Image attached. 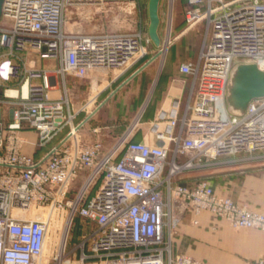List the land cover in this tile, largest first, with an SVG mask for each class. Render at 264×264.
I'll use <instances>...</instances> for the list:
<instances>
[{
	"label": "built area",
	"instance_id": "2783aa9c",
	"mask_svg": "<svg viewBox=\"0 0 264 264\" xmlns=\"http://www.w3.org/2000/svg\"><path fill=\"white\" fill-rule=\"evenodd\" d=\"M135 1L2 0L0 85H15L4 87L0 99L9 105L11 118L5 127L0 122V264H45L49 259L67 264L74 261L69 255L75 249L79 264H204L186 253L172 254L184 213L192 224L207 212L232 228L264 232V212L215 193L206 180L182 183L178 176L217 163L264 160V96L251 99L241 114L230 111L226 101L235 62L264 63V0H185L184 29L205 23L207 32L197 63L179 66L192 77L184 114L178 117V102L161 111L156 121L166 125H153L156 142L131 140L137 123L109 147L101 139L76 135L75 140L78 126L71 124L78 111L66 77L84 78L96 68L121 72L147 51L140 31L66 32L64 16L73 6L100 9ZM40 61L56 65L45 68ZM22 125L36 132L40 145L68 131L41 161L22 151ZM46 208L64 217L63 244L48 259L49 221L26 217L30 209ZM76 217L95 227L83 231L68 250Z\"/></svg>",
	"mask_w": 264,
	"mask_h": 264
},
{
	"label": "rangeland",
	"instance_id": "374dc122",
	"mask_svg": "<svg viewBox=\"0 0 264 264\" xmlns=\"http://www.w3.org/2000/svg\"><path fill=\"white\" fill-rule=\"evenodd\" d=\"M148 3L149 0H136L133 5H109L100 9H98L97 6H73L68 9L64 16L63 30L66 32L97 33L102 31H140L144 37V45L147 51L142 59L122 72L116 82H110L108 84L111 77L116 76L118 71L106 68L93 69L84 78H78L71 75L66 77V90L69 99L74 105L75 110L78 111L73 119L71 127L76 125L79 126L75 131V136L80 135L82 140L101 139L104 145L110 146L129 127L137 123L136 128L132 132L133 135L138 127H140V123L148 120L146 119L147 110L149 111L155 97L159 95L160 89L165 86L169 74L176 72L173 70V67L168 66V58L167 56L164 58V56L167 52L168 54L171 52L169 46L174 37L175 19L178 15L182 14L184 0L158 1L157 14L159 23L156 29L157 39H153L149 34L150 20ZM2 22L8 23L7 20ZM200 30L204 42L207 28L206 26H200ZM181 49L182 48L179 46H176L173 52L177 53ZM19 57L22 59L29 58L27 55L22 54L19 55ZM241 64L255 63L238 60L234 64L232 74L236 66ZM256 67L258 68L257 65ZM168 69L169 74L165 73ZM171 70L172 72H170ZM159 71L160 75L156 88L150 96L151 99L149 93ZM133 73L135 74L132 76ZM59 85L63 86V81H60ZM11 86L10 83L7 88H10ZM94 94L95 98H91ZM228 95L229 91L227 88L226 101ZM0 99L3 98L0 97ZM89 100L90 104L80 110L82 105ZM5 104L7 105V103ZM0 105H2V103H0ZM228 108L232 111L231 107L228 106ZM64 130L67 132L68 128H65ZM75 140H77V136L75 137ZM211 166L187 170L178 176L186 180V175L191 173H194L193 175L210 174L212 170L209 169V167ZM95 187L96 185L91 188L89 196L93 193ZM31 210L35 209H30L27 213L31 212ZM35 211L36 213L42 211L41 214L44 215L45 218L47 217L49 225L54 224L53 228H48V235L52 238L50 249L45 253L48 259L58 251L59 245L62 241L63 228H61V226L64 217H56V211L53 212L51 208ZM94 227V223L88 222L85 218L76 217L67 239V249L71 250V248L79 242V237L83 229L85 231V229H93ZM69 257L74 261L67 264L80 263L76 261L78 260V250H72ZM45 264L60 263H53L52 260L49 259V262Z\"/></svg>",
	"mask_w": 264,
	"mask_h": 264
},
{
	"label": "crops",
	"instance_id": "0c3cea01",
	"mask_svg": "<svg viewBox=\"0 0 264 264\" xmlns=\"http://www.w3.org/2000/svg\"><path fill=\"white\" fill-rule=\"evenodd\" d=\"M183 12L175 19L174 37L169 46L171 52L169 54L167 52L164 56V58L166 56L168 58V66L173 67L176 72L169 74V69L165 71V73L169 74V78L165 86L160 89L159 95L155 97L149 111L147 110L146 119L148 120L141 122L140 127L133 133L131 137L133 141L145 139L150 142H156L153 125L156 123L159 129H164L166 125V121L156 122L158 114L161 111L169 110L176 102H178L179 118L182 117L186 109L192 77L180 72L179 66L184 62L197 63L203 46V35L200 26L205 27V23L199 24L198 28L184 29ZM176 46L182 48L177 53L173 52ZM55 65L54 61L39 62V66L45 68H53ZM124 71L118 72L116 76L111 77L108 84L116 82ZM160 71L150 90L149 97L156 88ZM60 81H62V78L59 76L56 78L58 87H61L59 85ZM10 83L11 87L15 85L14 82L1 83L0 97H2V89L9 86ZM52 94H57V91L53 90ZM10 121L9 105L2 103L0 105V122L5 127ZM18 133L25 140L22 151L41 161L48 156L54 146L61 144L66 139V132L62 130L44 145H40L33 129L22 125ZM3 168L4 166L0 164V171ZM209 169L212 170L210 174L193 175L194 173H191L186 175V182L193 183L197 180H206L212 185L215 193L227 196L235 202L245 204L250 209L264 212V160L217 163L209 167ZM197 219L198 223L192 224L191 215L189 213L183 214L177 225L176 234L172 242L173 255L186 253L204 264H259V260L264 257L263 231L232 228L225 222L214 219L207 212L201 213Z\"/></svg>",
	"mask_w": 264,
	"mask_h": 264
},
{
	"label": "water",
	"instance_id": "95a60500",
	"mask_svg": "<svg viewBox=\"0 0 264 264\" xmlns=\"http://www.w3.org/2000/svg\"><path fill=\"white\" fill-rule=\"evenodd\" d=\"M158 1L149 0L148 3L149 34L153 39H157ZM1 2L2 0L0 6ZM228 91V106L232 108L233 113L241 114L251 99L264 96V71H260L255 64L239 65L231 76Z\"/></svg>",
	"mask_w": 264,
	"mask_h": 264
},
{
	"label": "bare ground",
	"instance_id": "6f19581e",
	"mask_svg": "<svg viewBox=\"0 0 264 264\" xmlns=\"http://www.w3.org/2000/svg\"><path fill=\"white\" fill-rule=\"evenodd\" d=\"M171 4H172V3H171ZM170 7H171V6H170ZM238 66H239V65L236 66V68L234 69V71L238 68ZM258 69H259L260 71H264V63H260V64L258 65ZM262 69H263V70H262ZM9 93L14 94V91H9ZM23 93H24V94L26 93V86L23 87ZM95 94H96V93H95ZM95 94H94L91 98H94ZM89 104H90V100L87 102L86 106H88ZM176 204H177V202H176ZM48 216H49V215H48ZM26 217H28V218H30V219H42V218H45V216L42 215L41 212H40V213H36L35 210H31V212H28L27 215H26ZM49 219H50V218H49ZM46 220H47V217H46ZM46 220H45V221H46ZM47 221H48V220H47ZM53 226H54V224H53V225H51V224L49 225L50 228H53ZM51 240H52L51 236H50V235H47V236H46V241H45V246H44V251H45V253L48 252L49 249H50ZM61 244H63V235H62V241H61Z\"/></svg>",
	"mask_w": 264,
	"mask_h": 264
},
{
	"label": "trees",
	"instance_id": "16d2710c",
	"mask_svg": "<svg viewBox=\"0 0 264 264\" xmlns=\"http://www.w3.org/2000/svg\"><path fill=\"white\" fill-rule=\"evenodd\" d=\"M184 8H185V0H184V6H183V9H184ZM183 11H184V10H183ZM179 182L187 183L186 180H184L183 178H179ZM85 230L87 231V229H85ZM88 230H89V229H88ZM83 231H84V229H83ZM83 231H82V232H83ZM82 232H81V233H82Z\"/></svg>",
	"mask_w": 264,
	"mask_h": 264
},
{
	"label": "clouds",
	"instance_id": "9594fccd",
	"mask_svg": "<svg viewBox=\"0 0 264 264\" xmlns=\"http://www.w3.org/2000/svg\"><path fill=\"white\" fill-rule=\"evenodd\" d=\"M4 66H6V67H4V71H5V74H6L9 71V67H8L7 63Z\"/></svg>",
	"mask_w": 264,
	"mask_h": 264
},
{
	"label": "snow or ice",
	"instance_id": "6c2138e0",
	"mask_svg": "<svg viewBox=\"0 0 264 264\" xmlns=\"http://www.w3.org/2000/svg\"><path fill=\"white\" fill-rule=\"evenodd\" d=\"M4 67H6V66H4Z\"/></svg>",
	"mask_w": 264,
	"mask_h": 264
}]
</instances>
